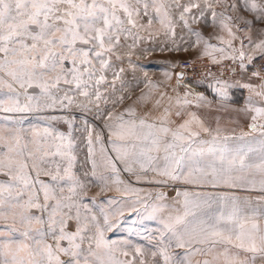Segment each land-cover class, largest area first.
I'll return each mask as SVG.
<instances>
[{
	"label": "snow or ice",
	"instance_id": "obj_1",
	"mask_svg": "<svg viewBox=\"0 0 264 264\" xmlns=\"http://www.w3.org/2000/svg\"><path fill=\"white\" fill-rule=\"evenodd\" d=\"M137 205L159 229L112 238ZM0 264H264V0H0Z\"/></svg>",
	"mask_w": 264,
	"mask_h": 264
},
{
	"label": "rangeland",
	"instance_id": "obj_2",
	"mask_svg": "<svg viewBox=\"0 0 264 264\" xmlns=\"http://www.w3.org/2000/svg\"><path fill=\"white\" fill-rule=\"evenodd\" d=\"M196 58L195 53H169L167 51L161 52L159 49H157L155 52H152L150 55H146L144 58H142V64L144 65V69L149 73L150 76H152L154 79L161 78V73L168 68V64L166 62L172 61V62H180L183 59L188 60H194ZM196 66H201L199 62L196 64ZM180 69H176V71H179ZM194 73H198L196 70H194ZM189 73L188 70L185 72V84L190 86L193 92H200L207 96L210 95L211 99L214 98V94L212 93L211 89L207 87V83H200V77H195ZM185 88H180L178 91L181 93L184 92ZM233 116H236L235 114ZM82 119V117L77 116V120L79 121ZM226 119L224 118V122ZM229 123H225L226 127ZM62 130H67L66 126H61ZM228 129V128H227ZM246 131V130H245ZM229 133H231L228 130ZM237 134L240 132V130L235 131ZM77 135L79 136V132H77ZM81 155L83 154V145H81ZM136 187L144 189L145 191H151L153 190V186L141 182L135 184ZM92 195H96L97 197V204H103L105 207H108V199L109 198H119L123 194L120 192H117L115 190L113 191H105V192H99L98 188H93ZM131 194H129L130 196ZM141 196H144V193H141ZM147 198V197H145ZM125 205L129 203V201L125 200ZM121 205L118 203L116 205H112L111 207L118 208ZM137 208H141L140 205L136 206ZM113 219H115L116 224L111 233L109 235L114 239H129L132 240L134 243L138 244H146L145 237L147 235H150L152 233H155L160 225L159 221L155 218H150L147 213L143 212L142 208L140 211L133 212L126 206L124 207V211L122 215H115L113 216Z\"/></svg>",
	"mask_w": 264,
	"mask_h": 264
},
{
	"label": "crops",
	"instance_id": "obj_3",
	"mask_svg": "<svg viewBox=\"0 0 264 264\" xmlns=\"http://www.w3.org/2000/svg\"><path fill=\"white\" fill-rule=\"evenodd\" d=\"M206 95V94H205ZM247 95L246 91L243 90H234L232 92V97H233V106L239 107L240 105L243 104V99ZM207 96V95H206ZM211 100V96H207ZM214 99V98H213ZM234 114L228 116L226 115L224 118L226 119L225 123H229L227 126V130L230 132L234 129L235 131L241 130L243 128L244 130L247 131V124L250 122L247 118L244 117H237L233 116Z\"/></svg>",
	"mask_w": 264,
	"mask_h": 264
},
{
	"label": "built area",
	"instance_id": "obj_4",
	"mask_svg": "<svg viewBox=\"0 0 264 264\" xmlns=\"http://www.w3.org/2000/svg\"><path fill=\"white\" fill-rule=\"evenodd\" d=\"M185 61H189V62H190V60H188V59H183V60L180 61L181 64H182V66H183V62H185ZM201 67H202V66H196V65H195V70L198 72L197 74L194 73V70H192V66H191V64H189L187 70L189 71L190 74H191V72H192V73H193V74H192L193 76H195V77H200V76H201Z\"/></svg>",
	"mask_w": 264,
	"mask_h": 264
}]
</instances>
